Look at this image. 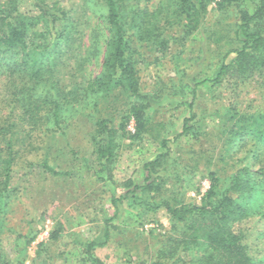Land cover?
<instances>
[{
    "label": "rangeland",
    "instance_id": "obj_1",
    "mask_svg": "<svg viewBox=\"0 0 264 264\" xmlns=\"http://www.w3.org/2000/svg\"><path fill=\"white\" fill-rule=\"evenodd\" d=\"M258 2L246 0L244 6L253 10ZM179 3H122L126 57L137 70L142 92L148 95L146 118L151 124H163L155 136H145L141 142L132 139L134 121L126 132L120 131L122 117L133 100L117 91L110 95L87 92L90 81L104 72L112 34L102 0H65L67 16L53 31L51 25H38L36 31L48 36V44L43 42L47 49L38 59L50 65L53 91L62 92L65 100L58 127L46 125L34 131L18 126L10 134L14 140L25 139V144L20 141L21 145L14 146L18 160L10 190L0 197V264H93L87 254L91 243L98 244L92 254L103 264H150L159 258L158 251L172 235L171 216L166 207L146 208L136 198L155 205L171 199L178 206H200L212 187L209 171L219 177L214 189L221 192L243 168L255 173L264 167V147L259 150L249 141L238 149L228 141L227 124L230 107L240 113L264 111V69L240 80L227 78L219 86L200 83L213 76L235 43V8L222 11L213 3L200 27L192 32L179 14ZM52 33L57 37L53 39ZM15 58L13 53L0 55L12 62ZM10 88L8 80L0 79V124L4 127L7 121L19 118L17 111L11 113L2 102L13 92ZM191 102L196 126L179 136L191 114ZM46 114L42 119L46 120ZM100 119L109 120L118 130L116 158L105 170L96 152ZM164 138L178 141L171 159L157 174L154 188L137 193L134 200L129 196L114 203L126 195L128 181L143 184L144 165L160 153ZM258 151L263 154L261 162L254 156ZM46 159L60 175L43 167ZM253 181L254 190L246 199H238V204L248 209V219L240 228L255 264H264V182L257 175ZM115 213L117 217L112 218ZM54 232L58 237L52 240ZM192 249L195 257L206 245L200 242ZM188 254L180 251L185 261H191L193 256Z\"/></svg>",
    "mask_w": 264,
    "mask_h": 264
},
{
    "label": "trees",
    "instance_id": "obj_2",
    "mask_svg": "<svg viewBox=\"0 0 264 264\" xmlns=\"http://www.w3.org/2000/svg\"><path fill=\"white\" fill-rule=\"evenodd\" d=\"M124 1L126 0H102L107 8V19L112 34L108 39L104 72L90 81L87 92L110 95L111 92L117 91L119 94L125 93L133 100L126 115L122 117L120 131L126 132V127L134 121L135 133L132 139L141 142L145 136H155V132L162 128L163 124H151L147 120L148 106L144 101L148 99V95L142 92L137 70L126 57L125 31L121 20ZM237 1L179 0V14L185 19L188 30L192 32L200 27L208 7L213 3L222 11L228 10L229 7L236 10L237 22L233 35L235 43L223 55L213 76L200 82L201 84L209 82L213 86H219L227 78L240 80L264 69V0L255 3L253 10H250L248 5L244 6L246 0L235 5ZM64 5L65 0H0V55L13 53L16 56L13 62L0 59V79L8 80V85L13 91L4 97L2 102L11 108V113L17 111L19 116L16 122L7 121L6 127L0 124V197L7 189L10 190L14 166L18 160L14 146L20 144L21 140H14L10 136L12 130L22 126L36 131L46 125L58 127L61 123L65 98L62 92L53 91L56 88L51 84L53 81L50 74H53V71L50 70V65L45 63L43 58L38 59L42 51L47 49L44 45L48 44V36L36 29L40 23H45L46 27L51 25L53 31L57 22L67 16ZM52 34L53 39L57 37ZM193 103L188 104L191 114L184 120L179 136L194 131L197 115L194 114ZM44 113H47L46 120L42 119ZM229 115L227 124L230 126V144L237 145L240 150L249 141L255 142L259 150L264 147V111L240 113L235 107H230ZM96 125L97 158L105 170L109 169L116 158L115 137L118 130L112 128L107 119L98 120ZM177 139H161L160 153L144 165L146 177L143 184L128 181L125 184L128 189L126 195L118 200L114 199V203L124 202L129 196L134 197V200L137 193L154 188L156 176L171 159V151ZM22 143L25 144V139ZM254 156L261 162L262 153L258 151ZM43 167L55 176L60 175L47 159ZM254 175L264 182V167L255 173L248 167L243 168L230 178L229 186L224 191L218 192L215 189L220 179L216 173L209 171L212 187L204 195L200 206L180 203L178 206L177 202L171 199L155 205L136 198V201L146 208L156 210L162 206L166 207L171 216L172 235L168 237L164 248L158 251L159 258L150 264H255L250 255V248L245 244V231L240 228L243 221L248 219V209L238 204V199H246L245 196L254 190ZM117 215L118 213H115L112 218ZM109 236L107 233L106 238ZM57 237L58 233L54 232L51 239L55 240ZM200 242L206 245V249L194 257L191 253L195 249L192 248ZM96 247V243L89 244L87 254L93 264H103L92 254ZM180 251L190 253L193 256L191 261H185L180 256Z\"/></svg>",
    "mask_w": 264,
    "mask_h": 264
}]
</instances>
